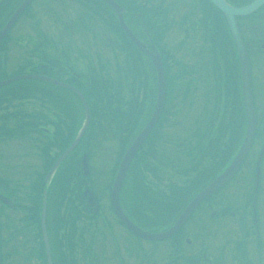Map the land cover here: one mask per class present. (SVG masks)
I'll list each match as a JSON object with an SVG mask.
<instances>
[{
  "label": "flooded vegetation",
  "instance_id": "flooded-vegetation-1",
  "mask_svg": "<svg viewBox=\"0 0 264 264\" xmlns=\"http://www.w3.org/2000/svg\"><path fill=\"white\" fill-rule=\"evenodd\" d=\"M21 1L0 0V20H8ZM113 1L120 6L119 15L130 32L149 53L156 50L165 77L160 113L130 162L119 203L130 222L151 232H155V223L166 222L157 230L162 231L182 206L155 209L153 206L164 208L160 203L163 195L169 201H180L184 194L198 193L230 165L241 147L247 117L238 54L226 19L207 0ZM224 1L239 9L255 0ZM16 20H31L28 34L34 44L48 42V60L34 57L26 72L74 87L89 107L88 137L72 153L90 151L88 177L78 174L76 159L71 185L73 192V187L79 188L81 216L74 220L73 229L70 223L65 229L68 240L61 264H264V2L253 13L234 17L249 65L254 112L248 151L231 177L196 206L176 233L159 243H168V247L173 243L174 256L153 260L135 257V237L118 222L109 200L121 155L151 117L156 83L150 58L126 38L119 16L98 0H31ZM166 27L169 35H163ZM166 35L173 40L169 44ZM167 45L175 47L173 68L180 75L173 82L166 79ZM70 49L76 50L68 54ZM13 62L17 58H9L7 66ZM90 81H99L105 92L110 91L109 101L96 96L97 92H88ZM34 83L40 96L41 90L47 96L42 101L32 99L36 103L31 112L36 117L29 118L25 112L23 125L18 120L12 132L26 145L23 154L31 162L20 163L24 169L18 172L13 189L8 187L12 184L9 178L0 173V264H47L39 236V185L45 166L59 151L61 138H70L71 121L82 115L76 96L43 82ZM168 84L176 93L170 99L175 103L173 113L166 107ZM72 106L80 112L74 113L77 110ZM5 125L0 124V136L6 135ZM216 150L220 158H215ZM53 180L47 192L51 199ZM138 184L144 190L142 195L137 193ZM86 189L93 196L91 202L82 197ZM157 192L163 194L158 197ZM135 197L141 198L142 207ZM6 199L14 207H8L3 202ZM52 221L48 216L47 239L52 264H59L60 259L53 256Z\"/></svg>",
  "mask_w": 264,
  "mask_h": 264
},
{
  "label": "water",
  "instance_id": "water-1",
  "mask_svg": "<svg viewBox=\"0 0 264 264\" xmlns=\"http://www.w3.org/2000/svg\"><path fill=\"white\" fill-rule=\"evenodd\" d=\"M30 0H24L23 3L16 9V11L12 14L10 19L6 22L4 27L0 30V39H2L7 31L10 29L12 24L15 22V19L19 16L21 11L23 10L24 6L29 2ZM105 4L110 6L116 13H118V7L111 1V0H102ZM211 4H213L224 16L226 19V22L228 24V27L230 29L233 42L235 44L237 54H238V60L240 64V71H241V92H242V100H243V107L244 112L247 117V127L246 132L244 136V140L241 144V147L239 148L238 152L236 153L235 157L233 158L230 165L223 171L210 185H208L205 189H203L195 198H193L189 204L184 208L183 212L179 215L177 220L175 221L174 225L161 233H148L140 228L136 227L133 223H131L122 213L120 210L119 204H118V193L120 189L121 182L123 178L125 177V174L128 170L129 163L131 159L133 158L139 144L142 142V140L145 138L147 133L149 132L150 128L152 127L153 123L155 122L162 103H163V95H164V82H163V74H162V68L160 64V60L158 55L156 54H150L147 52V55H149L152 65L156 72V79H157V98L154 110L152 112V116L150 120L147 122L145 127L140 131V133L136 136L134 141L130 144L129 148L126 150L121 163L119 165L118 171L116 173L111 194H110V200L112 209L117 216V218L120 220V222L128 228L133 234L138 236L141 239L144 240H151V241H157L164 239L166 237H169L172 235L182 224L184 219L188 216V214L196 207V205L206 196H208L211 192L216 190L219 186L224 184L233 174V172L236 170V168L241 163L242 159L244 158L245 154L247 153L248 147L251 142L252 134L254 131V113L251 107V98H250V91H249V82H248V65H247V59L244 51V47L242 45V42L240 40L237 27L235 25L234 17L235 16H244L251 12H253L264 0H256L252 4H250L247 7L240 8V9H234L230 7L228 4L225 3L224 0H209ZM120 19V17H119ZM120 27L122 28L123 32L128 36V38L143 52H145V47L142 45L136 38L132 36V34L126 29V27L123 25L122 20H119ZM26 79H39L44 80L50 84L57 85L66 89H69L73 93H75L78 98L80 99V103L83 107V116L84 121L81 126V129L78 133V136L73 140V142L69 145L67 149L64 150V152L59 156V158L55 161L51 169L49 170L46 179L54 172L58 164L68 155V153L76 146L79 138L84 133L85 129L87 128L88 121H89V115H88V109L87 105L82 98V96L79 94L77 90H75L72 87H69L65 84H62L60 82H57L55 80H52L47 77L43 76H35V75H24V76H16L12 77L7 80H3L0 82V87L7 85L9 83L18 81V80H26ZM82 167L84 171V175L87 174V165H86V158L85 156L82 157ZM45 203H46V197L45 195L42 196L41 200V212H40V230L42 235V241L45 247V256L47 264H51L50 260V254H49V248H48V240L46 236V229H45Z\"/></svg>",
  "mask_w": 264,
  "mask_h": 264
},
{
  "label": "trees",
  "instance_id": "trees-1",
  "mask_svg": "<svg viewBox=\"0 0 264 264\" xmlns=\"http://www.w3.org/2000/svg\"><path fill=\"white\" fill-rule=\"evenodd\" d=\"M6 20H0V24L2 25ZM0 25V26H1ZM153 31H155V29L152 27ZM16 31L18 32V30L16 29ZM29 31V30H27ZM166 32H168L169 35V27H166V31L163 32L166 34ZM158 33V32H156ZM155 33V34H156ZM21 36L17 37V43L18 45H22L24 46V48L28 47V51H23V52H18L14 48L11 49L10 52L8 53V49L7 46L1 47L0 48V53L4 54L5 59L8 60L11 57L17 58V64H16V72L15 74L18 73H24L26 71V69L28 67H31L32 65V60L34 59V57H37L39 61H47V55L45 53V48L48 45V42H43L40 41V43H37L32 40V38L30 37L29 34H25L24 31L22 32V34H20ZM162 35V38L164 39V36ZM156 36H159V34H156ZM167 36V35H166ZM167 42L168 44L173 41L170 40V38L167 36ZM6 40V39H5ZM15 40V41H16ZM72 44V42H70ZM1 46V44H0ZM73 47V46H72ZM77 47V46H76ZM78 48V47H77ZM135 49V48H134ZM72 50H76V49H70L67 50L68 54L72 51ZM136 50V49H135ZM137 51V50H136ZM23 53V55H22ZM140 56L139 53H135V56L137 57ZM165 58L167 59V72H166V79L167 81H174L176 76H180L178 72H176V70H174V65H176L177 63V57L175 54V47H173L172 45L168 46L167 45V49H166V53H165ZM127 63H129L127 61ZM182 78V75H181ZM180 78V79H181ZM25 85H31L33 84L34 86H37L36 83L34 82H23ZM43 84V83H42ZM18 85V84H15ZM14 85V86H15ZM46 85V84H44ZM13 85H10L8 87H12ZM89 87L88 92H97L96 96L98 97H102V99L109 101L108 97H109V90L108 92H105V86L103 87V85L101 84V82L98 81L97 83H94L92 81H90V83L87 85ZM169 87V84H168ZM91 88V90H90ZM59 89V88H57ZM83 89V88H81ZM61 92L65 93V95H70L71 97H74L70 92L66 91V90H62L60 89ZM86 90V88L84 89ZM42 96H39V98L42 97H46L47 96V91L46 92H42V90L40 91ZM87 92V93H88ZM67 93V94H66ZM68 95V96H69ZM16 96L18 97V99H16L17 101H23L25 97H23L22 93L20 91H18L16 93ZM118 96V95H117ZM176 96L175 93V89L173 87H169L168 91H167V112L168 113H173L175 110H173V108L175 107V103H172V98H174ZM95 104V103H94ZM96 104H98V101H96ZM95 104V106H96ZM108 110V109H107ZM20 111L19 116H21L22 113H24L22 110H18ZM25 114V113H24ZM38 115V114H37ZM35 116V113L33 112H29L28 113V117L32 118ZM36 117V116H35ZM39 118V115H38ZM25 119V118H24ZM23 119V120H24ZM19 123H21L23 125V120L20 118H18ZM169 122V120H168ZM17 126V125H16ZM16 128V127H15ZM10 129L9 133L7 135H13L15 136L14 133H12L14 131V129ZM22 127H20L19 129H21ZM9 130V129H8ZM88 134L86 133V137ZM55 139H57V136L55 137ZM63 140V144H60V147H58L57 149H59V151L55 154V157L53 159H51V161L45 166L44 171L46 172L49 167L51 166V164L54 162V160L56 159L57 155L62 152V150L68 145V142L70 141L69 138H61ZM41 150H43V148H41ZM103 154V153H102ZM77 155V156H76ZM87 155H88V159H90L91 154L90 151L87 150ZM108 155V153H107ZM78 160V153L75 155H71L68 159H66V161H64L60 167L58 168L56 174L54 175V194H53V198L51 199L50 197H48V201H49V208L47 211H49V213L47 212V219L48 216L52 217V225H53V239H54V254L53 256L56 257L58 260V263L61 264V257H63L65 255V250H64V246H65V242L68 240L67 234H66V228H68V224L70 223V227H72L71 229H73V225H74V220H77L79 218V216H81V207H79V203L78 201L80 200V192H79V188L76 191L75 187L74 188V192L72 190V185L71 183L69 184V182H65V177H66V173H68V166L69 164H71V166H74V161ZM73 171V170H72ZM78 174L80 173V170L78 169ZM43 176V174H42ZM41 176V178H42ZM141 176V173L139 174V177ZM50 185L47 188H44L43 184L40 183L39 185V192H38V202H37V208H38V216H39V209H40V198H41V192L43 190V188L46 190V193L48 192ZM137 193L139 195H142L144 193V190L142 188L141 185L138 184L137 188ZM162 194V192H157V196L159 197ZM167 196L163 195V197L160 199V203L162 205H164V202H162L164 200V198H166ZM192 197V196H191ZM188 197L184 194V198H182L180 201H169L170 203H173L176 207L181 204L182 206L178 209V212L183 208V206L188 202V200L191 198ZM141 198H137L135 197V201L137 203L138 206L142 207L140 205ZM159 200H156V203H158ZM166 208L170 209V205H165ZM155 209L158 210H162V209H166L160 206H153ZM170 207V208H169ZM95 214V213H93ZM158 218V217H157ZM46 219V221H47ZM168 222V221H167ZM167 223H155L154 226H152L154 231L160 230L163 226H165ZM83 230V229H82ZM87 230H89V227L87 228ZM40 236V235H39ZM137 239V238H136ZM71 240H75V237L71 238ZM138 240V239H137ZM174 244L172 243L169 247V249L166 251V256L170 257V256H174L173 254V250H174ZM87 250V255L90 251V245L87 246L86 248ZM139 248L137 247V254L135 255V257H140V258H146L147 255L143 256L142 252H140ZM157 254V252H154L153 254H151L149 257L151 260L155 259V255ZM148 258V257H147ZM149 261V260H148Z\"/></svg>",
  "mask_w": 264,
  "mask_h": 264
},
{
  "label": "rangeland",
  "instance_id": "rangeland-1",
  "mask_svg": "<svg viewBox=\"0 0 264 264\" xmlns=\"http://www.w3.org/2000/svg\"><path fill=\"white\" fill-rule=\"evenodd\" d=\"M19 23V22H18ZM17 23V24H18ZM20 24L16 25V28L18 30H20V33L18 34V32L16 31H12L10 35V42L8 43L7 46H9V48L15 49L16 51H28V47L24 48L23 44L22 45H18L16 38L21 36L20 34H22V32L24 31L25 34H28L29 29H25L22 31V27L20 28L19 26ZM9 39V38H8ZM13 42H12V40ZM16 40V41H15ZM175 41V39H174ZM1 42V41H0ZM23 55V53H22ZM1 57V56H0ZM16 72V64L15 62L11 63L10 65H8L5 69L3 67H0V81L2 78L5 79V77H9L12 75H15ZM3 80V79H2ZM18 84V85H15ZM12 87H5L3 89L0 88V124H6L4 126V128L6 129V135L5 136H0V173L2 174V176H5L6 178H9L10 182L8 187L13 189V187H15V184H17V181L19 180L18 178V172L21 173V170L24 168H21L19 165L22 162L23 164L26 163H30L31 159L28 157L26 158L25 154L23 150L26 148V145L21 144V140H19V137L17 136H13V135H7L10 131V129H13L16 127L17 123H18V118H20L21 116H26V114H24L25 112H31V109H34L35 107V103L33 102V98H38L39 101H42L41 98H39L40 94L37 90H35L33 84L31 85H25L23 82H18V83H14L12 84ZM15 85V86H14ZM20 91L23 95L24 100L23 101H17L16 99H18V97L16 96V93ZM19 108V109H17ZM72 108H74L77 111H74V113H77L79 110V108L77 106H72ZM18 110H22L24 113L21 114V116H19L20 111ZM80 112V111H79ZM76 115V114H75ZM78 118H74V122L71 121V130L73 131L72 134L70 135V138H72L75 134L80 125L81 122L77 120L80 118L79 115H77ZM63 123H64V119H62ZM46 122L44 121V125ZM67 127V126H66ZM9 129V130H8ZM74 130L76 132H74ZM232 135V134H231ZM69 138V139H70ZM145 139V138H144ZM143 139V140H144ZM232 142V139H231ZM60 143L63 144V140L61 139ZM60 147V145H59ZM224 156V154H223ZM217 157H221V153L219 151H215V158ZM223 158V157H222ZM41 158L39 159L40 163ZM92 164L95 166V162L92 161ZM19 166V167H17ZM81 167V165H80ZM68 173H66V177H65V182H69V184L71 183L72 179L75 177V172L72 171L73 167L71 166V164H69L68 166ZM74 172V173H73ZM76 178L78 180V176L76 174ZM125 191H127V187L124 188ZM127 193V192H124ZM163 194V193H162ZM169 198L166 197L164 198V200L162 202H164V208H166V204L170 205V209L175 208L176 206L173 203L169 202ZM35 201V200H34ZM22 203V201H21ZM24 204H28L27 201H23ZM30 203V201H29ZM35 203V202H34ZM168 209V208H166ZM14 214V213H12ZM134 247H135V243H133ZM141 247L143 249H147L149 247L148 244L143 243L140 244ZM170 246V245H169ZM137 249V246L136 248ZM169 249L168 247V243L167 245L164 244L162 246H160V248L157 250V254L155 255V257L157 259L162 258L164 256H166V251ZM139 251V250H138Z\"/></svg>",
  "mask_w": 264,
  "mask_h": 264
}]
</instances>
